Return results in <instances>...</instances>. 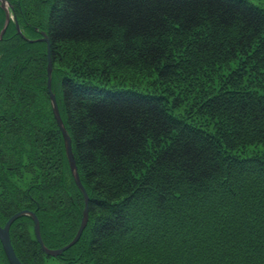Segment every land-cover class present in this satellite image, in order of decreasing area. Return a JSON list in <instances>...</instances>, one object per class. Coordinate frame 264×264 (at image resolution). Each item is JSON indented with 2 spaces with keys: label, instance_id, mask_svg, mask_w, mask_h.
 Listing matches in <instances>:
<instances>
[{
  "label": "trees",
  "instance_id": "16d2710c",
  "mask_svg": "<svg viewBox=\"0 0 264 264\" xmlns=\"http://www.w3.org/2000/svg\"><path fill=\"white\" fill-rule=\"evenodd\" d=\"M23 15L29 22L28 13L24 11ZM48 35L54 62L61 60L59 51H66L65 56L79 67L73 71L89 75L88 79L76 75L60 81L56 77L52 83L53 87L54 83L61 87H54L60 113L72 138L82 183L90 196L86 247L93 259L109 240L135 243L134 239L140 236L137 245L145 249L163 236V231H154L152 220H139L140 203L150 200L158 214L169 206L176 193L189 194L192 200L203 196L199 207L213 196L210 206L228 205L231 210V203L225 202L235 199L241 222L231 223L232 235L224 231L229 234L226 239L231 241L238 234L240 249L253 248L264 257V158H243L247 148L264 151V12L247 0H53ZM32 47L42 46L27 43L10 31L0 43V53L6 57V63L0 64V99L4 100L14 89L25 106H30L34 96L45 93V59H35L32 68L30 58L35 54L15 61L27 51L32 53ZM42 54L39 51L38 55ZM85 58L101 61V67L87 68ZM10 64L13 68H9ZM129 71L143 77L156 74L164 89L177 87L183 76L191 75L193 82L187 86L197 89L201 97L193 109L194 117L190 114L193 124L172 114L180 101L173 95L169 97V91L156 94L134 86L112 84L115 86L111 88L100 84L112 80L132 83ZM20 72H24L21 77ZM98 78L101 81H96ZM6 117L12 122L18 119ZM26 121H31L29 115ZM199 124L205 128L196 126ZM38 128L43 133L39 150L45 143L50 150V157L37 154L39 165L51 159L52 167L55 158L51 143L55 134L44 125ZM56 130L55 151L58 143L62 144ZM1 137L2 132L0 143ZM63 150L61 145V157ZM1 152L0 173L6 179L10 172L4 170ZM251 161L257 179L250 176ZM33 170L38 175L25 190L9 183L12 188L0 193V214L8 218L22 203H38L42 235L54 247L56 244L47 239L45 229L50 227L45 217H52V211L58 209H49L46 202L56 198L62 186L59 181L49 185L47 169L42 168V174L37 167ZM254 184L263 187L252 189ZM234 185L240 187L236 195L228 190ZM212 189L217 193L209 194ZM81 209L78 202L77 214ZM15 224L24 226L22 222ZM60 226L59 223L56 229ZM249 228L255 229L253 237ZM22 230L24 251L29 254L22 260L39 264L38 245ZM256 237L261 238L255 240ZM215 247L190 252L186 263L214 264L217 256L220 264L232 260L230 250L214 251ZM248 254L251 256L250 251ZM1 259L0 264H9L4 252ZM252 260L243 263L256 264Z\"/></svg>",
  "mask_w": 264,
  "mask_h": 264
},
{
  "label": "rangeland",
  "instance_id": "374dc122",
  "mask_svg": "<svg viewBox=\"0 0 264 264\" xmlns=\"http://www.w3.org/2000/svg\"><path fill=\"white\" fill-rule=\"evenodd\" d=\"M9 1L14 7L15 10L14 13L19 14V11L21 12L22 10L26 11L28 13L27 15V18L29 20L28 23L32 24L37 28L38 32L33 31L34 29L31 31L28 29L27 32H25L27 37H32V35H37L38 37L40 35L39 31L42 30L48 34L49 10L53 0H38V1L9 0ZM247 1H249L255 7L259 8L264 12V0H247ZM35 2L36 5H34ZM6 8L7 9L10 8L9 5L6 6ZM1 19L3 23L4 21L3 16ZM40 44L42 47H40ZM38 47L40 48L38 49L36 47H32L34 49L32 53H27L28 52L27 51L26 53L18 56L17 59H15V61L18 59L22 60L23 57L25 56L28 55L31 56L32 54H35L32 55L30 58L31 68L35 66L32 65L35 59H39V62H42L45 59L44 71H46L47 59H48L47 46L43 43H39ZM39 51L43 53L40 56L38 55ZM94 51H96V49H91V52ZM65 54L66 51L63 52L59 51V56L61 60L54 62L52 59L53 61L52 78L54 76L52 82L53 81L55 82L56 77H58V80L60 81L65 78L78 75L73 71L74 69L79 68L78 65L74 62H71V57L70 56L66 57ZM87 55L89 56V54ZM5 58L6 57L0 53V64H2L3 62L6 63ZM83 61H84L83 63L88 62L86 67L89 69L92 68L93 70H95L96 68L101 67L100 65L101 61L97 59L92 58L91 60L89 58H85ZM83 63L81 64L84 66ZM23 65L24 63L22 64V67ZM10 67L13 68L12 64H10L9 68ZM28 70L29 69H27V71ZM34 70L35 68H33L32 71ZM36 71L37 70H35L34 72ZM40 71H38V74H40L39 73ZM23 73L24 72L19 73L20 77ZM128 74L129 76L133 77L134 82L131 83V82H125V80H112L110 83L103 81L99 83L105 84L106 86H111V88H114L112 86L115 85L134 86L136 88H140L142 91L147 90L145 92H152L156 94H164V90L169 91L168 92L169 97L170 95H173L171 97H174V99L175 98L179 99L180 101L178 103L179 107H177L176 109L174 108L172 109V114L175 117H179L181 119H184L186 122L193 124L192 123L193 121L190 118V114L193 118L195 115L193 109L197 101L201 100V97L198 94L199 92L197 89L191 90L190 88L192 86L189 88L187 86V83L193 82L191 75L183 76L180 81L181 84L180 83H179L180 85L177 84L178 85L177 87L172 86L171 89H169V87L167 89H164L165 87L163 86V84L158 83L159 81L156 78L157 77L156 74L151 75V77H143L140 75L141 73H138L136 71H129ZM136 75H138V77ZM86 76L89 77V75ZM76 77L88 79L83 75H78ZM44 79H46L45 93L43 95L34 96L32 99V105L30 106L28 105L25 106L24 99L20 98L19 97L20 94L17 93L18 90L14 91V89L10 92L9 96L7 97L5 96L4 100L3 98L0 99V110H1L0 113H2L0 114L1 116L0 118H2L3 114L5 115L2 119H0V132H2L0 151H2L1 154H3V157L1 158L4 161V166H5L4 170L9 169L10 172V174L8 175L9 178L7 177L6 179H3L2 174L0 173V193H2L5 190L6 192H8L7 188H12V187L18 188L20 191L25 190L28 187V185L33 181L34 177L38 175V172L33 170L34 167L38 168L39 174H42V168H44V170L47 169L46 171L48 176H46V178L50 180L49 185L51 182L56 183L57 181H59L62 188L59 191L60 194L56 198L53 197L52 200L46 202V205L49 209L52 208L51 210H54L57 208L58 210L52 211L54 212L52 217L51 215L45 217L47 218L48 225L50 227L49 229H45V231L48 235L47 237L48 241L56 244V246H54V249H61L65 245L73 242L76 233L79 231L81 227L82 212H83L82 210L85 207V197L83 196L81 190L74 181L72 172L70 170L69 162L65 155V145L63 140L60 146L58 143L57 145L58 149H56L55 151L56 148L55 140H56V136H58V133H56L57 132L56 129H58V131L60 132L59 133L60 137H62V133L60 131L59 126L56 123L53 114L49 92L47 91L46 73ZM89 79L92 80L91 78ZM120 79H122V77H120ZM202 80L199 82L205 84L206 81L204 80L205 82H203ZM96 81H101V80L98 78L96 79ZM196 83L197 82L194 81V84ZM54 87L56 90H59L61 88V87L59 88L58 83L57 86H55L54 83ZM54 87L52 83V91L56 95L55 93L56 91L54 90ZM169 101L173 102L172 99H169ZM6 115H10V117L16 116L18 117V119H15V121L12 122V120L10 118L8 119ZM28 115L32 122L26 121V116ZM24 122H26L27 128ZM40 124L44 125L46 129L49 128L47 129V131L55 134L53 138V142L51 143V148L53 150V155L55 158L54 160L55 162L52 165V167L50 166V164H52L51 159L46 160L45 163H42L41 167L39 165L37 154L38 156L50 157L49 155L50 150L48 148V143H45L46 146L43 145L42 149L39 150V142H40L39 139L43 136V133H41L40 128H38ZM196 126L202 128L203 124H199ZM203 127L205 128V126ZM206 130L212 131V129L209 126H206ZM61 145H63L64 157L63 156L61 157L59 155V149L61 148ZM262 151L263 149L253 150L247 148V152L245 153L243 158L245 159L256 158V156L264 158L263 155L264 151L263 152ZM35 153L36 155H34ZM253 164L254 161H251L249 165L250 170H253L250 172V176L252 178L257 179L258 175L257 172L255 171L256 168L253 166ZM20 165H22V167H18ZM25 165H28L29 168L24 167ZM48 170H51L52 172L51 171L48 172ZM78 174L80 177L79 170H78ZM80 181L82 183L81 177H80ZM9 183L12 185V187L10 186ZM3 186L5 187L3 188ZM252 186H253L252 189L256 187V190H259V187L262 188L263 184L262 186L261 185L259 186V184L258 185L254 184ZM220 188L222 189L221 186L217 188L218 192ZM214 189H212L209 192V194L210 193L216 194L217 190ZM228 190H230V193L232 195H236L240 191V187L234 185V186H230ZM177 194L178 193H176V195H173V197L170 200L169 206L164 211H160V213L158 214L153 209L154 206L150 200L147 201L144 200V202L140 203V209L138 210V214H137L139 220L142 217L143 218L141 220H146V221L152 220L154 231L157 233L163 231V236L158 237L154 242L152 241V243L147 245L145 249H142L141 244L137 245V243H139L140 236L134 239L135 243L134 241L132 242L130 240L113 239L107 241L109 242L108 243L109 245L107 244L105 245L104 249H100L99 255H96L95 257L96 259H93L94 255L90 253L89 247L88 246H87L88 248L86 247V238L88 239V235H87L88 227H89L88 224L90 222L88 218L86 222V226L77 243L70 246L68 250L64 251L61 255L57 257L43 256L42 254L39 253L40 251L39 252L36 251L38 253V257H41L40 259H38V263L39 264H141L144 261L145 264H187L186 263L188 261L187 257L189 256L190 252L193 254V252L196 253L200 249H204V248L210 250L212 249V247L216 245L217 247L215 248L217 249L214 248V251L227 249L232 252V260H230L229 262L226 261L225 263L221 261V264L222 263L244 264L248 260L253 261L252 259H255L256 264H264L263 263L264 257H261L262 255L258 254V252L255 249L253 250V248H248L247 250H242V248L241 249L239 248L238 234L236 236H233V239L231 241H228L226 239L227 235L229 234L232 235L231 233L232 230L230 229L231 223L235 221L234 223H238L239 225L240 224L239 222H241L238 218L241 214L238 207L239 205L235 206V199H229L228 201L225 202V205L231 203V210H230L229 208H227L229 207L228 205L227 207L217 204L214 206H210L212 204L211 202L213 199V196L211 195H209L211 196V198L205 201V205H203V207H199L198 202L203 198V196H200L199 198L192 200L189 194L184 196L182 195L178 196ZM224 194L226 195V193ZM197 195H200V193L199 194L197 193ZM89 201H90V196H89ZM89 201H88V206H89ZM78 202H79V208L81 209L83 207L80 210V215L77 214L75 210L78 207ZM32 203L34 202L26 201L25 203H22L21 204L22 206L20 208L15 207V210H12L13 212L12 214L18 212L24 207L31 208V210H34L35 204L33 205ZM146 213L147 215L146 217H144ZM6 221H7V217L2 216L0 214V223L3 224ZM18 221L17 223L22 222L24 226L23 227L18 226V224L13 225L12 240L15 250L19 255V258L22 260V258L26 259L27 257H29V254L25 253L24 251V248L26 246V241L22 236L23 234L20 233L21 231H23L22 229L24 228L29 240H34L35 239V234L33 230L34 224L32 220L27 218H24L19 222ZM59 223L61 226L60 228L56 229ZM53 224H55V226H53ZM249 230L253 237L255 229L249 228ZM224 231H226V233L229 234L226 235ZM259 238L261 237H256L254 239L257 240ZM248 251H250L251 256H248L249 255ZM2 252L3 249L0 243V259ZM36 254H34V256H36ZM217 258L219 260L218 256ZM218 260L214 258V264H220ZM0 261H2V259ZM193 262H195L194 259L192 263Z\"/></svg>",
  "mask_w": 264,
  "mask_h": 264
},
{
  "label": "water",
  "instance_id": "95a60500",
  "mask_svg": "<svg viewBox=\"0 0 264 264\" xmlns=\"http://www.w3.org/2000/svg\"><path fill=\"white\" fill-rule=\"evenodd\" d=\"M41 34H42L43 38L40 39V41H45L47 43V46H48V51H47L48 52L47 53V57H48V60H47V91L49 92L52 110H53V114H54L56 123L59 126L60 131L62 133V138L64 140V145H65L66 157H67V160L69 162L70 170L72 172L74 181L76 182L77 186L79 187L83 196L85 197V207H84V211H83V215H82L81 227H80L79 231L76 233V236L73 239V242H71L70 244H67L65 247H63L61 249H50V248H47L45 246L44 241L42 239L41 231H40L39 218H38L36 212H34L32 210H29V209L20 210V211L16 212L15 214H13L4 223V225H2L0 223V243L2 245L3 251L6 255V258L8 259L9 264H24L20 261V259L18 258L17 254L15 252V249H14V246H13L12 240H11V233H10V229H11L12 224L16 220H18L19 218H21L23 216H28L32 219L33 224H34V233H35L36 241L39 243L41 250L47 256L57 257V256L61 255L64 251L68 250L70 248V246L74 245L75 243H77L79 241L81 234H82V232L86 226V222L88 220V214H89V206H88L89 196H88L84 186L82 185V183L80 181V177H79L78 170H77V163H76V159H75L74 152H73L72 138L69 135V133H68V131L64 125V122L61 118L57 98H56V95L52 91V70H53V68H52V58H51V53H50L49 39H48V36L46 35V33L42 32Z\"/></svg>",
  "mask_w": 264,
  "mask_h": 264
},
{
  "label": "bare ground",
  "instance_id": "6f19581e",
  "mask_svg": "<svg viewBox=\"0 0 264 264\" xmlns=\"http://www.w3.org/2000/svg\"><path fill=\"white\" fill-rule=\"evenodd\" d=\"M195 75V74H194ZM196 77H197V75H195ZM198 78V77H197ZM240 235H241V231H240ZM242 237H244V235H242ZM258 260V259H257ZM263 261H264V259H263ZM257 263H258V261H257ZM264 263V262H263Z\"/></svg>",
  "mask_w": 264,
  "mask_h": 264
},
{
  "label": "flooded vegetation",
  "instance_id": "af4514ba",
  "mask_svg": "<svg viewBox=\"0 0 264 264\" xmlns=\"http://www.w3.org/2000/svg\"><path fill=\"white\" fill-rule=\"evenodd\" d=\"M2 19H0V21H1ZM34 30H37L36 28H34Z\"/></svg>",
  "mask_w": 264,
  "mask_h": 264
}]
</instances>
